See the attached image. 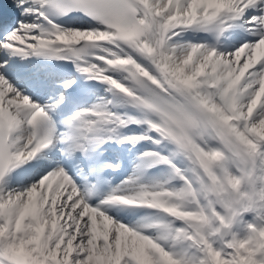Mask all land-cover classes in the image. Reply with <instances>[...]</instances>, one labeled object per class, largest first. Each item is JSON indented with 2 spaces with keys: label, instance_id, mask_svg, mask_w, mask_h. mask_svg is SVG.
<instances>
[{
  "label": "snow or ice",
  "instance_id": "snow-or-ice-1",
  "mask_svg": "<svg viewBox=\"0 0 264 264\" xmlns=\"http://www.w3.org/2000/svg\"><path fill=\"white\" fill-rule=\"evenodd\" d=\"M11 2L22 19L0 36V264H264V0ZM32 57L70 62L112 98L88 83L69 98L76 79L14 62ZM130 125L143 132L122 134ZM113 142L153 149L101 193L121 168L102 159ZM153 168L165 178L140 183ZM140 209L151 215L135 223L109 214Z\"/></svg>",
  "mask_w": 264,
  "mask_h": 264
},
{
  "label": "bare ground",
  "instance_id": "bare-ground-1",
  "mask_svg": "<svg viewBox=\"0 0 264 264\" xmlns=\"http://www.w3.org/2000/svg\"><path fill=\"white\" fill-rule=\"evenodd\" d=\"M21 19H22V17H21ZM183 39L184 40H188V39H193V40H200V38L199 37H197L193 32H187V33H185L184 34V36H183ZM26 63V64H25ZM25 63L23 64V66H22V68L23 69H30V70H34L35 68H36V66H31V64L28 62V60H25ZM25 67V68H24ZM89 83L91 84V85H95V88L96 87H99V89H96L97 90V95H99V96H104V97H107V98H109V99H111L112 97H111V94L110 93H107V92H105V85H103V84H97V83H95V82H92V81H89ZM93 102H95V100L93 101ZM109 107L111 108V110H114V111H116V112H118V113H123L124 111H125V109L124 108H120V107H113L112 105H109ZM127 111L128 112H130V113H132V114H135L134 112H133V110L132 109H127ZM128 129H132L131 128V126H129V127H127V128H124V129H122L121 131H125V130H128ZM128 135H131V133L130 134H128ZM109 145H114V146H117V144H115L114 142L113 143H110ZM131 145V144H130ZM133 146V145H132ZM135 146H137V147H140V144H137V145H135ZM118 147V146H117ZM106 148H108V146H103V149H102V151L104 152V149H106ZM132 158V157H131ZM130 158V159H131ZM138 163V162H137ZM133 170H134V168L130 171V172H128V175H127V177L126 178H128V176L129 175H131L132 173H133ZM163 170L161 169L159 172H161L157 177H155L154 175H151V176H148V177H142V179H141V181H140V183H150V182H152L154 179H159V178H161L162 176H165V172L163 171ZM155 174H157V172L155 173ZM121 182V181H120ZM115 186V185H114ZM138 212H140V214H136L135 216L136 217H144V216H146V215H151V212H150V210H147V209H140V210H137ZM122 212H124V211H122ZM127 212V211H126ZM110 215H115V214H117V213H115V212H110L109 213ZM119 214H121V213H119ZM144 214V215H143ZM131 215H134V214H130V212H128V218L127 219H129L130 217L132 218V219H134L133 220V223H135L136 221H138V220H135V218H133ZM116 217V219H118V220H121L122 222H124L125 223V221L122 219V218H120L119 216H115ZM128 223H132V222H129V221H127ZM127 224V223H126Z\"/></svg>",
  "mask_w": 264,
  "mask_h": 264
}]
</instances>
